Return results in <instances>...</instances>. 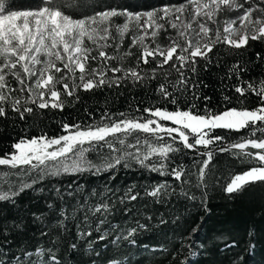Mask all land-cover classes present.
Wrapping results in <instances>:
<instances>
[{"label": "snow or ice", "instance_id": "snow-or-ice-1", "mask_svg": "<svg viewBox=\"0 0 264 264\" xmlns=\"http://www.w3.org/2000/svg\"><path fill=\"white\" fill-rule=\"evenodd\" d=\"M126 40L130 43L125 46ZM255 41L264 42V0H179L146 11L101 6L97 0H37L34 10H13L0 0V119L15 115L27 121L39 110L63 112L80 101L81 91L156 82L153 103L141 106L139 101L134 108L130 103L127 112L106 108L98 119L83 124L62 120L58 134L41 130L39 135L19 136L0 154V168L7 169L0 171V264H69L65 253L83 250L100 256L94 245L109 239L117 249L124 243L137 247L138 235L150 229L153 217L128 226L110 224L118 205H124L121 211L127 216L132 202L142 198L165 203L175 197L193 206L198 202L208 212L210 192L219 189L234 199L249 185L264 184V79L243 78L251 61L232 63L222 83L235 79L231 87L241 107L217 111L203 93L207 84L200 78L213 64L220 66L214 59L218 45L247 51ZM129 57L135 58L134 65H125ZM256 59L264 61V56L257 53ZM249 95L256 97L255 107L243 106ZM222 99L230 105L233 95L223 93ZM217 130L237 135L229 138ZM189 153L192 167L176 159ZM217 154H228L246 167L236 173L222 170L214 162ZM133 167L164 179L142 189L132 184L122 193L108 183L90 192L75 179L64 190L53 184L46 212L5 219L4 206L14 208L29 191L44 193L37 185L45 180L95 177ZM28 215L41 225L39 237L47 243L29 250L22 242L18 253L4 248L12 244L10 236L24 235ZM49 217H56L55 228ZM69 220L78 221L76 242L65 247ZM159 223L167 221L160 218ZM200 227L191 228L187 253L179 260L173 256L176 264H188V257L197 254L191 241ZM108 264L123 260L114 257Z\"/></svg>", "mask_w": 264, "mask_h": 264}, {"label": "trees", "instance_id": "trees-1", "mask_svg": "<svg viewBox=\"0 0 264 264\" xmlns=\"http://www.w3.org/2000/svg\"><path fill=\"white\" fill-rule=\"evenodd\" d=\"M4 2L6 7H11L13 10H34L37 4V0H4ZM81 2H85V0H81ZM97 2L101 6L120 5L128 7L131 11H146L158 7L162 3H175L179 0H97ZM214 53V59L220 60V66L217 67L213 64L209 71L201 72L200 78L207 84L203 93L212 98L210 106L217 111L224 107H241L235 99L236 94L231 87L237 82L233 79L232 81L224 80L222 83V77H224L227 67L232 63L251 61L246 65L249 70L243 74V78L257 81L264 79V61L256 59L257 53L264 56V42H250L247 51H236L228 49L224 45H218L217 49H214ZM134 63V57L125 60L127 66L134 65ZM142 67L148 66L142 65ZM155 83V81L147 82L145 87H133L130 84H125L118 90L103 89L93 93L81 91L79 93L80 101L68 105L63 112L51 109L39 110L36 116L29 117L27 121H18L15 115L8 121L0 119V154H3L19 136L39 135L41 130H46L49 135L58 134L62 120L83 124L98 119L100 113L106 108L114 113L127 112L130 103L133 108L139 101H143L141 106L153 103L152 92ZM223 93L233 95L230 105L223 102ZM65 99L68 98L65 97ZM257 103L256 97L249 95L247 103L243 106L251 108L255 107ZM88 113H92V117H89ZM217 134L226 135L229 138L237 135L226 133L223 130H217ZM92 158H95V153L92 154ZM176 159L187 167H192L190 153L180 155ZM214 162L222 170L233 173L241 172L246 167L228 154H217ZM0 171H7V169L0 168ZM110 175L114 177L111 181L108 180ZM73 179L77 184L84 185L86 192H90L93 188L103 190L104 184L108 183L109 187L119 189L122 193L127 186L132 184L140 185L142 189L143 186L162 181L164 178L139 167H133L129 170L117 168L115 173H103L95 177L84 174L77 177L63 176L45 180L41 185H37V187L46 189L44 193L37 194L29 191L19 197L14 208L4 206L5 219L11 221L25 213L46 212V203L50 202L53 197L50 192L51 185L56 184L64 190ZM210 196L211 199L207 205L210 209L208 212L198 202L193 206L192 202L175 197L168 199L165 203H153L151 198H142L132 202L130 205L132 212L127 216L121 211L124 205H118L108 218L110 224L128 226L134 224L137 219L146 222L148 216L153 217L150 229L138 235L140 246L130 247L124 243L117 249L109 239L94 245L95 251L99 252L100 256H96L94 253H83V250L76 253L67 252L65 255L69 264H108V261L114 257L123 260V264H176L173 256H176L177 260L184 258L189 243L188 234L191 232V228L200 225V230L191 241L195 245L197 254L188 257V264H264V184L249 185L242 195L234 199L226 198L219 189L210 192ZM68 203H72L70 198ZM177 216L180 217L179 220L176 219ZM160 218H164L167 223L160 224ZM49 219L52 220V228H55L56 217H49ZM31 221V215L25 216L27 228L24 235L10 236L12 244L3 245V247L18 253L20 251L18 245L22 242L27 245L29 250L37 243L40 246L45 245L47 241L39 237L41 225ZM76 223H78L77 220L67 221L68 231L64 233L65 247L67 244L76 242ZM249 231L254 233L252 237L248 236ZM93 233L94 236L99 235L95 229H93ZM250 241L254 246L251 249ZM233 242L235 247L225 248L226 243ZM145 244L149 246V249L142 247ZM181 244L184 246L183 249L178 247ZM201 244L204 245L203 248L200 247ZM241 256L244 257L242 261L239 259Z\"/></svg>", "mask_w": 264, "mask_h": 264}, {"label": "rangeland", "instance_id": "rangeland-1", "mask_svg": "<svg viewBox=\"0 0 264 264\" xmlns=\"http://www.w3.org/2000/svg\"><path fill=\"white\" fill-rule=\"evenodd\" d=\"M127 43H130V41L129 40H126L125 41V46L127 45ZM109 51H111V50H109ZM133 51L136 52L137 50L136 49H133Z\"/></svg>", "mask_w": 264, "mask_h": 264}]
</instances>
